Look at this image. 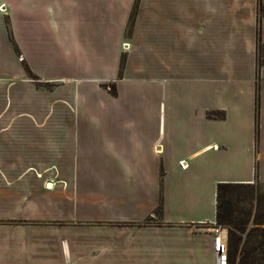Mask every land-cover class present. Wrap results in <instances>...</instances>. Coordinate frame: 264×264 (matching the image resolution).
<instances>
[{"label": "crops", "instance_id": "obj_1", "mask_svg": "<svg viewBox=\"0 0 264 264\" xmlns=\"http://www.w3.org/2000/svg\"><path fill=\"white\" fill-rule=\"evenodd\" d=\"M259 6L0 0V264H215L217 184H264Z\"/></svg>", "mask_w": 264, "mask_h": 264}, {"label": "trees", "instance_id": "obj_2", "mask_svg": "<svg viewBox=\"0 0 264 264\" xmlns=\"http://www.w3.org/2000/svg\"><path fill=\"white\" fill-rule=\"evenodd\" d=\"M28 70V68H26ZM31 76H34L33 74ZM35 77V76H34ZM115 91V90H114ZM248 183H231V182H220L216 186V225L227 228V241L230 245H234L237 241L242 239V233L245 230L247 223L249 222L248 211L240 208L237 201L240 200L238 195L241 191L238 188L246 186ZM235 188L238 189L235 199L231 198L229 195L230 191ZM258 199V198H257ZM262 197L259 198L258 210L262 204ZM254 223L264 224V211H256L254 215ZM251 236V233H247ZM255 235H264L263 232H258ZM257 242L250 243V240H244L243 249V261L244 264H254L256 261L257 252ZM231 253V252H230ZM229 259V256H228ZM231 259V258H230ZM229 261V260H228Z\"/></svg>", "mask_w": 264, "mask_h": 264}, {"label": "rangeland", "instance_id": "obj_3", "mask_svg": "<svg viewBox=\"0 0 264 264\" xmlns=\"http://www.w3.org/2000/svg\"><path fill=\"white\" fill-rule=\"evenodd\" d=\"M264 11V8L262 6H259L258 9V13H262ZM135 12V10L133 11ZM134 13H132L133 15ZM134 16H132L133 19ZM133 23L132 20L130 21L129 25H128V34L130 33L131 29H132ZM127 43L128 44V48H129V43L128 42H124L122 44V48L124 50H127L128 48H124V44ZM259 53L264 54V45L263 44H259ZM26 68H28L27 74L30 78L32 79H36V75L30 70L29 67L25 66ZM34 76H31V75ZM112 89L114 91V87L112 86ZM239 191H241L240 195H238L237 197L240 198L239 201H237L236 203L238 204V206L246 211H248L249 213V222L247 223L244 232L242 233V239L237 241L234 245H230L227 241V246H228V250H227V262L226 264H244L243 261V249H244V240L245 239H249L250 243H255L257 242V256H256V261L254 264H264V235H255L258 232H263L264 230V224H256L254 223V215L256 213V211H264V184H261L259 182H255V183H251V184H247L246 186H242L240 188H238ZM238 189L233 188L229 195L231 196V198L235 199L236 197V193L238 191ZM260 196L262 197V204L259 206L261 207L258 210V204H259V198ZM258 198V199H257ZM147 222H151L150 218L148 219ZM203 229V228H201ZM223 229H226V233H228L227 228L224 226ZM203 231V230H201ZM247 233H251L250 235H247ZM231 252V253H230ZM229 256V259H228ZM231 258V259H230ZM229 260V261H228Z\"/></svg>", "mask_w": 264, "mask_h": 264}, {"label": "built area", "instance_id": "obj_4", "mask_svg": "<svg viewBox=\"0 0 264 264\" xmlns=\"http://www.w3.org/2000/svg\"><path fill=\"white\" fill-rule=\"evenodd\" d=\"M124 46V48H128L127 43H125ZM179 164L182 168H185L187 166L184 160H181ZM211 232L213 234V250L215 253V264H226L228 250L226 229H223V227L214 224L211 229Z\"/></svg>", "mask_w": 264, "mask_h": 264}]
</instances>
